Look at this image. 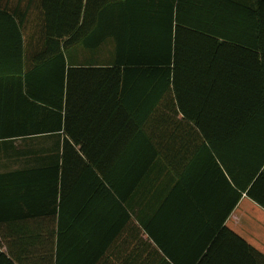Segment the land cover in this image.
Instances as JSON below:
<instances>
[{
    "label": "crops",
    "instance_id": "1",
    "mask_svg": "<svg viewBox=\"0 0 264 264\" xmlns=\"http://www.w3.org/2000/svg\"><path fill=\"white\" fill-rule=\"evenodd\" d=\"M34 2L0 0V100L17 101L39 66L35 84L81 143L67 136L65 147L64 130L0 139V264H264V119L229 123L211 89L195 82L182 94L194 119L176 114L167 96L162 156L140 175L151 148L123 136L138 130L123 125L137 106L124 109L116 78L103 76L114 46L68 47L61 94L58 68L41 58L57 49L42 38ZM106 173L109 198L99 187Z\"/></svg>",
    "mask_w": 264,
    "mask_h": 264
},
{
    "label": "trees",
    "instance_id": "2",
    "mask_svg": "<svg viewBox=\"0 0 264 264\" xmlns=\"http://www.w3.org/2000/svg\"><path fill=\"white\" fill-rule=\"evenodd\" d=\"M82 4V0H40L42 38L57 49H48L41 58L48 70L58 68L60 78L53 82L62 94L68 47L114 46L115 65L103 76L116 78L124 109L137 106L136 114L124 115L123 125L138 130L123 131V136L124 141L139 139L151 148L140 175L162 156L159 137L167 96L171 94L176 114L180 110L194 119L182 94L195 82L202 81L208 92L211 89L216 108L229 123L260 124L264 119V0H254V5L242 0H87L80 20ZM34 6V0H28L27 8ZM41 72L39 66L28 71L25 91L22 83L17 90L20 99L0 100V127L10 129L0 131V139L64 130L65 147L68 137L81 143L69 132L68 116L63 120L62 113L50 107L51 92L35 84ZM54 104L61 108V102ZM168 118L174 124L173 116ZM147 123L153 127L149 133L143 128ZM99 187L106 188L108 198L113 196L115 183L109 173L99 180Z\"/></svg>",
    "mask_w": 264,
    "mask_h": 264
}]
</instances>
